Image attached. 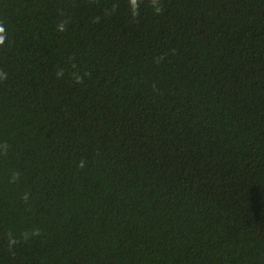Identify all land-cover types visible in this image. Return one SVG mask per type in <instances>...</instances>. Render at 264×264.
<instances>
[{
    "label": "trees",
    "instance_id": "obj_1",
    "mask_svg": "<svg viewBox=\"0 0 264 264\" xmlns=\"http://www.w3.org/2000/svg\"><path fill=\"white\" fill-rule=\"evenodd\" d=\"M0 264H264V0H0Z\"/></svg>",
    "mask_w": 264,
    "mask_h": 264
},
{
    "label": "clouds",
    "instance_id": "obj_2",
    "mask_svg": "<svg viewBox=\"0 0 264 264\" xmlns=\"http://www.w3.org/2000/svg\"><path fill=\"white\" fill-rule=\"evenodd\" d=\"M0 32H2V29H0ZM0 42H2V40H0Z\"/></svg>",
    "mask_w": 264,
    "mask_h": 264
}]
</instances>
